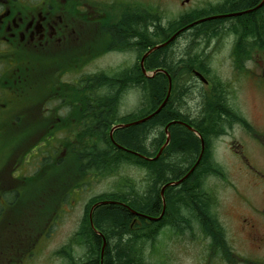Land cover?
I'll return each mask as SVG.
<instances>
[{"label": "flooded vegetation", "instance_id": "af4514ba", "mask_svg": "<svg viewBox=\"0 0 264 264\" xmlns=\"http://www.w3.org/2000/svg\"><path fill=\"white\" fill-rule=\"evenodd\" d=\"M238 1L242 0H0V264H33L39 245H47L67 220L75 227L56 255L60 264L85 263L75 252L87 248L74 240L94 204L87 203L79 216L75 212L88 177L94 176L85 171L100 168L86 153V139L101 136L104 113H133L129 94L143 88L136 78L144 76V85L146 74L158 70L170 76L174 71L175 81L182 85L186 68L187 79L207 93V100L221 92L229 120H224L225 130L215 141L238 131L252 141L255 152L234 141L229 149L238 155L243 181L258 185L263 194L259 202L243 195L242 202L256 218L264 219V113L255 124L238 102L235 82L221 77L224 65L240 79L255 75L254 86L264 98V0L250 8L235 7ZM250 21L254 35L245 32ZM205 28L212 33L200 34ZM174 35L164 48L187 52L185 57L180 55L170 69H151L156 50L144 59L146 54ZM193 56L199 61L190 66ZM112 93L110 110L102 96ZM187 114L201 120L197 111ZM205 184L216 196L212 183ZM134 185L122 182L112 191L132 193ZM142 186L147 191V179ZM218 209L216 201L214 214L234 250ZM251 219H242V229L259 244L263 234ZM198 228L196 223L165 222L160 236L179 242ZM200 234L202 245L223 258L213 240Z\"/></svg>", "mask_w": 264, "mask_h": 264}, {"label": "trees", "instance_id": "16d2710c", "mask_svg": "<svg viewBox=\"0 0 264 264\" xmlns=\"http://www.w3.org/2000/svg\"><path fill=\"white\" fill-rule=\"evenodd\" d=\"M257 1H238L235 7H254ZM138 23L135 22V29L138 28ZM236 27L240 29L238 25ZM246 27V31L243 29L246 33L256 34L254 22H247ZM209 33H212L210 28H205L200 32L202 35ZM121 35L120 32L119 36ZM186 54L187 52L182 54L173 52L169 47L157 49L153 54L156 58L153 59L150 68L170 69L180 55L184 58ZM192 58L194 60L190 61V66L196 65L199 61L194 56ZM171 76L172 95L159 114L142 124L115 130L114 140L110 139V132L114 126L129 124L152 115L168 97L169 80L164 73H158L146 79L144 85H142L144 76L138 77L136 79H140L139 84L141 83L140 87L143 88L134 91L141 93L142 98L133 113L127 116L104 113L101 120V136L96 139H86L87 155L92 156L91 162L100 165L97 170H86L88 176L93 174V177L105 178L119 175L123 168L138 167L146 173L144 179L149 182V188L144 192L135 183L131 190L132 193L110 191L97 196L95 198L97 201L95 199L91 201L90 206L97 202L108 203L99 205L94 210L92 218L94 217L93 223L96 231L91 227L90 216H87L81 225L82 233L75 237V242L85 244L87 248L86 251L84 250L85 263L82 264H165L149 262L145 258L144 249L147 245L154 248L156 242H153L157 239L165 222L170 223V221L183 226L196 223L199 226L198 230L205 237L213 240L214 249L228 264H238V258L229 245L225 230L217 215L214 214V206L218 201L217 196L208 192L205 184L210 182L211 178L222 180L227 178L222 167L214 160L211 151L213 142L225 130V125L229 120V116L225 113L221 92L207 100V96V99L204 98L207 93L201 90L203 97L199 96L198 106L192 107L182 98L190 95L192 100H195V90L190 91L184 82L179 85L175 81L178 75L174 71ZM182 76L184 78L189 76L186 68ZM114 97V93L102 96L105 106L110 110L114 107L110 105ZM182 106L189 113L197 111L200 116L198 119L201 120L189 118L187 113L181 111ZM174 122H186L185 124H190L200 136L202 135L205 144L202 156V139L188 128L186 129V126ZM172 123H174L173 126ZM168 125L171 127H169V145L163 150L159 159H145L157 157L167 141L166 128ZM123 165L132 167H123ZM194 167V171L181 185L166 189L164 211L162 189L170 183L181 181ZM123 182L128 184L130 180L125 178ZM133 211L153 219L159 218L164 211V216L159 221L148 223L143 216L138 219L133 215ZM134 219L135 223H133ZM139 220L141 225L138 224ZM103 238L106 239V247L102 257ZM61 254L68 256L66 250H62ZM242 262L264 264V261L247 258H243Z\"/></svg>", "mask_w": 264, "mask_h": 264}, {"label": "rangeland", "instance_id": "374dc122", "mask_svg": "<svg viewBox=\"0 0 264 264\" xmlns=\"http://www.w3.org/2000/svg\"><path fill=\"white\" fill-rule=\"evenodd\" d=\"M217 62V59H213V66H217ZM221 77L227 82H235V92L237 93L239 104L249 115V118L255 124L256 122L258 123L260 114L264 113V98L259 95L254 86L253 78L255 75L240 79L233 70L224 65L221 70ZM183 82L185 86L190 88V91L195 90L194 93H196L195 100H192V97L187 95L185 98H182L184 99L183 101L190 103L192 107L198 106L201 88L195 89L192 82L187 78H184ZM141 98V93L137 91L130 93L128 99H130L131 108L135 105L134 109H136V104H140ZM181 111L188 113L184 106L181 107ZM232 141L239 145L241 143L244 144L250 153L256 151L252 148V141H249L246 135L240 131L236 132L232 137H223L215 142V159L227 176L226 181L220 178H211L210 180L218 198L219 216L221 221L230 229L231 234L229 233V239L235 244L234 252L237 255L242 258L264 260V219L256 218L249 205L242 202L243 195L250 196L259 202L263 194L258 185L255 186L253 182L243 181V177L245 178V176L243 175L238 155L229 149V144ZM145 177L146 173L138 167L123 168L120 170L119 175L116 176L105 178L88 177L90 181L88 180L86 185L87 191L80 198L75 216L81 215L85 205L90 202L91 198L112 191L125 178H129L130 182H135L138 188L142 189V182ZM225 182H231L233 186H228ZM251 217L254 218L251 219L252 223L257 224L258 234H263V240L259 244H254L250 237L251 234L242 229V219ZM73 222V220L65 221L62 230L53 235L51 240L46 242L47 245H39L36 257L33 258V264H60L56 252L68 242L69 237L72 235L70 233L72 228L75 227L72 224ZM195 231L196 234L192 237H181L179 242L176 239L164 240L159 234L153 242H157L154 250H151V246L149 247V245L145 247V258L149 262H161L165 264H228L223 258L208 250L206 244L202 245L200 241L203 239L200 234L201 232L199 230ZM75 253L76 256H84L85 251L77 250ZM238 264L243 263L238 262Z\"/></svg>", "mask_w": 264, "mask_h": 264}, {"label": "water", "instance_id": "95a60500", "mask_svg": "<svg viewBox=\"0 0 264 264\" xmlns=\"http://www.w3.org/2000/svg\"><path fill=\"white\" fill-rule=\"evenodd\" d=\"M175 38V37H174ZM174 38H172L170 41H168L166 44H163V45H160V46H156V47H154L148 54H146V56L144 57V59L150 54V53H152L153 51H155V50H157V49H160L161 47H164V46H166L167 44H169ZM171 88V87H170ZM170 95H171V89L169 90V92H168V97H167V99H166V101L162 104V106L154 113V114H152V115H150V116H148V117H146V118H144V119H141V120H139V121H136V122H133V123H130V124H126V125H118V126H116L115 128H113V130H112V132H111V138H113V132L116 130V129H118V128H126V127H132V126H135V125H139V124H142V123H144V122H147L148 120H150V119H152L155 115H157L161 110H162V108L166 105V103H167V101H168V99H169V97H170ZM174 123H178V122H174ZM174 123H172V124H174ZM171 125V124H170ZM170 125H168L167 126V132H168V128L170 127ZM191 130H193L192 128H190ZM200 136V135H199ZM169 141H170V135H169V133H168V139H167V142H166V144H165V146L163 147V149L169 144ZM203 148H204V145H203ZM163 149L160 151V153L158 154V156L155 158V159H157L160 155H161V153H162V151H163ZM202 156V155H201ZM196 167V166H195ZM195 167L189 172V174L185 177V178H183L181 181H179V182H175V183H172V184H169V185H179V184H181L185 179H187V177L194 171V169H195ZM164 190H165V188H164ZM163 190V191H164ZM108 203V202H107ZM106 202H103V203H100L101 205H103V204H107ZM135 214H137V213H135ZM137 215H139V214H137ZM140 216V215H139ZM150 219H152V218H150ZM105 247H106V240L104 239V246H103V250H102V257H103V254H104V250H105Z\"/></svg>", "mask_w": 264, "mask_h": 264}, {"label": "bare ground", "instance_id": "6f19581e", "mask_svg": "<svg viewBox=\"0 0 264 264\" xmlns=\"http://www.w3.org/2000/svg\"><path fill=\"white\" fill-rule=\"evenodd\" d=\"M169 46V45H168ZM161 48H163V47H161ZM151 55V54H150ZM149 56V55H148ZM162 74V73H161ZM169 80V79H168ZM169 83V82H168ZM173 90V89H172ZM172 95V94H171ZM167 99V98H166ZM170 99V98H169ZM154 114V113H153ZM159 114V113H158ZM182 121V120H181ZM184 122V121H183ZM119 123V122H118ZM121 123H123V122H121ZM124 123H126V122H124ZM129 123V122H128ZM186 123V122H185ZM188 124V123H187ZM181 125V124H180ZM172 126H173V124H172ZM176 126V125H175ZM189 126H190V124H189ZM182 127H184V126H182ZM171 128V127H170ZM186 129H187V127H186ZM112 130V129H111ZM190 131V130H189ZM200 133V132H199ZM202 136V135H201ZM111 139V138H110ZM201 141V140H200ZM155 158H156V156H155ZM159 159V158H158ZM163 204V203H162ZM93 220H94V217H93ZM146 220V219H145ZM148 221V223H152V222H154V221H159V220H157V219H148L147 220ZM93 229V228H92ZM99 232H101V231H99ZM106 240V239H105ZM104 243V242H103ZM101 250H102V248H101ZM102 252V251H101Z\"/></svg>", "mask_w": 264, "mask_h": 264}]
</instances>
